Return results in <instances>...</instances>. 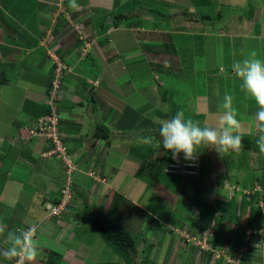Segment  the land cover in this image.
Wrapping results in <instances>:
<instances>
[{"label":"rangeland","instance_id":"obj_1","mask_svg":"<svg viewBox=\"0 0 264 264\" xmlns=\"http://www.w3.org/2000/svg\"><path fill=\"white\" fill-rule=\"evenodd\" d=\"M155 1L140 6L138 10L142 12L127 14L133 21L125 23L124 33H119L114 23L103 27L112 15L101 18L100 14L91 13L89 7L82 5L84 0H76V9L69 6V0H0V36L4 44L12 42L15 48L11 57L15 56L9 60L12 64L8 63L4 73L19 70L18 77L24 68L20 63L28 64L31 74L27 80L45 86L44 95L52 89L51 82L61 81L60 121L64 102L78 97L76 106L88 105V113L91 115V109L95 112L90 118H99V125L112 137L108 142L96 141L94 148L90 145L94 142L95 126L87 129L84 135L88 138H80L85 142L78 146L80 155H87L70 156L72 152L66 150L68 156H53L49 162L41 160L39 170L37 150L32 151V146L22 148L21 143L42 138L43 149H52L51 143L47 146L46 139L37 134L45 115V98L39 120L35 114L34 119L19 124L15 135H11L13 141H9L10 146L18 148L17 157L21 160L22 166L14 172L18 183L10 184L9 176L0 170V249L5 247L4 233L31 223L37 228L40 246L37 264L61 263V255L67 250L55 243L53 247L51 243L57 239L43 226L47 215L43 204L48 193L42 185L51 181V192L57 194L62 186L59 179L67 174L75 185L73 196H79L78 202L74 198L75 209L65 213L68 232L76 225L72 219L82 224L94 215L103 225L116 222L135 236L140 264H264V202L260 200L264 196V153L248 151L221 157L215 150H208L199 156L207 167L205 174L163 175L153 185L147 183V176H136L148 156L167 157L155 147L160 139L159 121L170 119L177 111L183 110L186 117L200 121L201 126L217 128L221 120L217 113H221L220 105L227 92L233 96L239 119H249V115H243L247 97L240 90L231 63L252 51L264 57V0ZM94 18L96 28L85 29L90 28ZM105 38L108 39L101 44ZM95 89L99 92L95 93ZM10 96L5 91L0 100L13 107L22 104V91L14 93V100ZM91 98H96V103L98 100L102 115L98 116L99 111L92 108ZM15 118L14 108L0 109L2 128ZM246 127L251 128L244 123L245 130L239 129V133L253 136L260 131L257 122L254 131L253 127ZM60 134L63 135L61 129ZM67 138L79 140L63 136L65 143ZM1 144H5L0 155L3 165L2 160H7L4 157L12 149L4 140ZM245 168L247 173L241 174ZM113 191L122 197L118 199ZM10 197L12 201L8 202ZM49 201L48 206L53 203ZM79 203L83 204L82 209L87 207L86 213L77 210ZM116 205L118 210L108 216L106 210ZM211 210L214 213L210 218ZM72 251L82 256V263L90 252L75 246L68 250ZM106 257L109 256L105 252L100 253L96 261L101 263L97 264L104 263L102 259ZM74 259L82 264L78 256ZM13 262L15 259L6 260L5 264Z\"/></svg>","mask_w":264,"mask_h":264},{"label":"crops","instance_id":"obj_2","mask_svg":"<svg viewBox=\"0 0 264 264\" xmlns=\"http://www.w3.org/2000/svg\"><path fill=\"white\" fill-rule=\"evenodd\" d=\"M154 1L155 0H84V3L82 5H85L86 7H89L90 10L92 11L91 13L96 12V13L100 14L101 18H103L102 16L105 17L106 15H109V14L112 15V16H108V18L113 19V22H114V20H117L118 16L125 17L126 19H124L122 21L124 23V25L121 24L117 29H115L119 33H124V32H122V28L125 26V23L128 24V23L133 21V19L131 20L130 16L127 15V14H130V12H134V13L142 12V11H139L138 9H140L141 7H144L146 4L147 5L152 4V3H154ZM118 11H120V14L118 13ZM114 12H117V13H115L116 16H113ZM92 21L93 22H90L91 23L90 24V28L88 27V28H85V29H95L96 28V26H95V25H97L96 24V19L94 18ZM140 30H143V29H140ZM143 31H145V30H143ZM110 33L112 34V31H109V35H110ZM140 33H143V32H140ZM125 34H127V32H125ZM2 37L3 36H0V96L2 94H4L5 91H8L11 94L10 98H12L14 100L15 99L14 93H16V92L18 93V91H20V92L22 91V93H23V96H22L23 97V101H22V104L19 105V106H17V104H16V106L13 107L14 105L8 104L7 101L4 102V101L0 100L1 101L0 102V109L9 111L10 109L14 108V111H16L15 120H10L8 122L10 124L9 125L5 124L3 128H2L1 119H0V155H1L2 151H4L3 148L5 146V144L4 145L1 144V140H4L7 143V146L10 149H12L11 153H8V155L6 157H4L7 160L6 161L2 160V162H4V164H3L4 166L0 164V170L2 171L4 169V171L7 174L6 177L9 176L8 177L9 180L12 181L10 184H13V183L16 184L17 178H15V176H14L15 173L14 172H17L18 171L17 170L18 167L22 166V165H21V162H20L21 160H18L19 157H17L18 148H15L13 144H11V146L9 145V143H10L9 141H11V140L13 141V139L11 138V135H13V134L15 135V132L19 128L18 127L19 124H22L23 122L26 123V121L29 120L31 117H32V119H34L35 118L34 117L35 114H37L35 116H36L37 120H39V118L41 117V116H39L40 112L43 109H45V102L44 101L46 100L45 98L47 96V93H45L46 95H44V92L46 90L45 86H43L41 84H39V85L32 84L30 81H28L30 78H27V77L29 76V74H31V72L29 71L30 69H28L29 68L28 64H23V66H22V63H20V66L22 68L23 67L24 68H23V70H21L19 72L18 77H17L16 73H18L17 71H19V70L15 71V72H11L10 69H9L8 73H6V74L4 73V69L8 68V63H9V65L12 64V61L9 62V60L12 57L15 56V55L14 56L12 55V57H11V54L14 53V49L15 48L12 45V42L8 43V45L4 44L2 42V40H3ZM12 37L14 38V35L11 36L10 38H12ZM109 43H112V40H110ZM3 49H6V52H3ZM36 67L38 68L39 66L37 65ZM23 71H25V72H23ZM40 71H41V68H40ZM37 74H38V76L41 77L40 72H38ZM98 92H97V89H95V93H98ZM99 97L100 96L98 95V98ZM62 99H61V101H62ZM76 99H78V97ZM76 99H74L72 101L69 100V102H64L65 103V106H64L65 109H63L62 112H61L62 113V118H61L62 120L60 121L61 122V128L60 129H61V132H62L63 136H65V139H66L67 136L71 137L74 140L75 139H77V140L79 139L77 142H80V143L76 144L77 142H74L73 140L70 141L69 140L70 138H67V140H66L67 146H68V144L71 145V147L69 146V148H68V150H70L72 152V154L70 156H82L83 157V155H87L88 153L83 152L84 154L82 153L80 155L79 152L81 150L79 149L80 147H78V146H82L81 142H85L84 139H80V138H88V137H86L84 135V133L87 131V129L93 130L94 126H95V129L98 128L100 126L99 125L100 119L99 118H96V119L92 118L91 119L90 116L95 114V112L91 109V115H90L88 113V108H89L88 105L85 106V107L76 106L77 102H74V101H76ZM92 99L96 100V98H91L90 99L91 106H92ZM43 102H44V104H43ZM97 103H98V100H97ZM97 103H96V105H97ZM243 109L244 110L246 109L244 113L242 112L243 115H249V119L248 120H250V121H248L247 119L242 121L241 120L242 117H241V119H239V120H241V121H239L240 122L239 129L245 130L243 128V124L246 123V124L250 125L251 128L253 127V131H254L255 127H256V121L253 120V119H254V113L257 110V106H256L255 102L250 100L249 98H247ZM97 111H99L98 108H97ZM102 112L103 111H101V113H100V111H99L98 112V116L102 115L103 114ZM221 116H222V112L220 114L217 113V117L221 118ZM17 121H18V123H17ZM73 126L77 127V129L74 128ZM246 128L247 129H251V128H248V127H246ZM241 130H239V131H241ZM24 131H25L24 133H26V130H24ZM93 132L95 133V130H93ZM240 134L244 135V133L243 134L240 133ZM255 134H256V136H254ZM257 134H259V133L254 132V134H252L253 136L251 138V141H252V144H253L254 151H249V153L260 151L259 148H257V145H256ZM28 135H29V133H28ZM89 137H90V135H89ZM37 142H40V144L38 146H34L33 144H36ZM21 145H22V148H26V147L32 146L33 147L32 151H33V149L37 150V152H36L37 155L36 156H39L40 160L38 158H36L37 159V161H36L37 166L36 167H38L41 164V162H40L41 160L43 162L44 161H48L49 162L50 158H47V157H45L43 155V153L47 150V148H46V150L43 149L44 142H43L42 138H35V139L32 140V142L21 143ZM90 146H94V148H95V141ZM14 155H15V157H14ZM12 157H14V158H12ZM15 158H16V160H15ZM121 163L122 162H120V164ZM77 164H79V163H77ZM23 166L28 167L27 165H24V164H23ZM247 166H248V164H247ZM119 167H120V165H119ZM121 167H123V164H121ZM80 168L83 169L82 167H80ZM206 168H207L206 165L203 164L201 172L205 174L206 170H207ZM26 169H28V168H26ZM39 170H42L41 165H40V169ZM246 170H247V168L242 169L241 170L242 171L241 174H246L247 173ZM80 173H84V172L80 170ZM253 174H254V171H253ZM242 179L244 180L243 177H242ZM254 179L255 178H253V180ZM21 181H23V179ZM42 186L45 187L44 189L47 188L46 191H45V194L48 193L47 196L45 197V202H44L45 204H43V208L45 207V210H44V213H45L47 211L46 208H47V206H48V204L50 202L49 200L54 201V198L56 199V196H58V193L55 194V193L51 192V191H54V190H52V188H53L52 186H54V185H53V183H51V181H50V183L42 185ZM50 193L53 196H55V197L52 196V199H50V196H51ZM16 196H17V194H15V197L13 199L14 202L16 200ZM11 201H12V197H10V200H8V202H11ZM82 206H83V204L79 203V205H78L79 209L77 208V210L81 211V209H82L81 207ZM85 207L86 206H84V208L82 209L81 212H85L86 213L85 209L87 207L86 208ZM74 209L75 208H73V210ZM73 213H76V212L74 211ZM45 218H46V216H45ZM45 218H44L43 226H45V228L47 230H48V228L51 231L54 230L52 233H50L51 231L47 232V233L49 235H53V237L55 239H57L56 242L55 241L52 242V240H49L50 242H52L51 244L53 245L55 243V245L61 246L63 249L67 250L66 254H64V255L62 254L61 255L62 259H61V263L60 264H72V263L77 264L75 259H74L75 256H78L79 259H80V261H78V262L82 263L81 262V260H82V256L81 255H77V253L74 252V251L68 252L69 249H74V246H75V248L76 247H80V248L84 247V248H87V252L90 251L89 255H87L88 257L84 258L85 259V262L83 261L84 263H96V264L97 263H101V262H98L96 260H98V256L102 252H105L106 255L109 256V257H106V258L102 259L104 263H106L107 261H110L111 263H113V261H114V263H115V261L116 262L117 261L121 262L123 260L120 256L116 255L112 251V249L109 248L106 245V243L101 239V237L99 235H97L92 230L93 223H92L91 219H87L86 218L82 224L78 223L76 220L72 219L73 224H76V225L71 230V232H68L69 228L67 229L64 226V224H65L64 220H65L66 217H64L60 221L55 219V220L51 221V222H53L52 224H49L50 221L45 220ZM73 232H75L77 235L74 234ZM54 234H56V235L54 236ZM71 234H72V236H70ZM49 237H52V236H49ZM70 242H72V245L70 244ZM3 245L6 247V244H3ZM53 247H54V245H53ZM67 253H69L71 255L69 256V255H67ZM95 254H97L96 257H94ZM84 263H82V264H84Z\"/></svg>","mask_w":264,"mask_h":264},{"label":"clouds","instance_id":"obj_3","mask_svg":"<svg viewBox=\"0 0 264 264\" xmlns=\"http://www.w3.org/2000/svg\"><path fill=\"white\" fill-rule=\"evenodd\" d=\"M69 6L73 9L78 8L76 0H69ZM231 70L240 81V90L257 106L254 119L260 125V132L256 145L260 152L264 153V57L252 51L244 58L234 60L231 63ZM60 93L61 90L59 95ZM46 106L48 107L47 104ZM220 109L222 116L217 128L201 126L200 121L186 117L183 110L177 111L170 119L160 120L158 128L160 139L155 147L160 150V154L163 150V155H170L176 161L171 163H180L184 160L191 162V168L198 172L194 176H199L201 173L199 156L205 151L215 150L221 157L228 153L238 154L242 149L239 113L230 93H225ZM196 111L198 112V109ZM50 145L52 147V144ZM47 151L49 150L47 149L43 155ZM181 157L183 161H180ZM0 231L3 230L0 229ZM36 231L35 226L29 223L27 227L4 233L3 239L6 247L0 249V264L13 259H15V264H37L40 246L35 236ZM261 234L264 235V232Z\"/></svg>","mask_w":264,"mask_h":264},{"label":"trees","instance_id":"obj_4","mask_svg":"<svg viewBox=\"0 0 264 264\" xmlns=\"http://www.w3.org/2000/svg\"><path fill=\"white\" fill-rule=\"evenodd\" d=\"M221 17V13H219L218 18L220 19ZM126 19L123 16H118L117 20H114V25L116 28H118L123 22V20ZM107 21L108 19L105 20V24H103V27H107ZM108 38H105L103 40L100 41L101 44H103L104 42H106ZM52 86V85H51ZM92 108H94V110H97V105H96V100L92 99ZM50 113V108L46 107L45 110V114H49ZM242 136V140L244 141V145H242V149L239 153H245L248 151H254L253 148V144H251V135H241ZM63 138V136H62ZM92 139L96 142V141H100V142H108L110 140H112V137L110 136V134H108V132L106 131V128H103L101 126H99L98 128L95 129V133L92 135ZM65 140V139H64ZM47 142V146L49 145V142ZM65 146L67 147V144L64 142ZM68 150V148H67ZM144 151H142L143 153ZM141 153V155H142ZM167 157L164 158L163 156H157L154 159H151V157H147L145 160H142L136 176L138 178H143L145 176H147L148 180L147 183L150 185H153L155 182H157V178H163V175H173L170 173L166 172V168H168L169 163L171 162H175L171 156L166 155ZM200 158V157H199ZM201 160V158H200ZM60 161V160H59ZM201 167L200 169L203 167V161L201 160ZM62 163V162H61ZM177 176H181V177H193L194 175H182V174H175ZM174 176V175H173ZM67 179V174H63L62 175V179H59V185L61 186V189L59 190L58 193H60V191L62 190V188L65 185ZM258 181H260L259 179H257ZM58 183V182H57ZM255 181L253 180V186H255L256 184H254ZM259 184H261V182H259ZM75 185L73 186V190H74ZM114 195H119L118 199H120L122 196L117 193L116 191L111 192ZM59 196V195H58ZM57 197V196H56ZM78 201V197L75 196ZM74 197V198H75ZM255 196H253L254 199ZM261 202H264V196L260 197ZM75 201V199H73V202ZM55 204H58L60 202L59 199H54L53 201ZM72 202V205L69 207V209H73L74 208V204ZM117 205H119V203H117ZM114 206V208H110L107 209L106 212L108 214V216H113L115 214V211L118 210L117 207L119 206ZM220 209L223 211V208L220 207ZM214 210H211L207 215L210 216V218L213 216ZM92 223H93V228L92 230L98 234L101 239L106 243V245L112 249V251L120 256L124 263L123 264H140L137 261V251H136V238L135 236L128 231L127 229H125L123 226H121L118 223H114L110 226H105L103 225L100 221H98V219L93 215L92 217H90ZM159 226V225H158ZM159 228H161L159 226ZM102 264H121V263H102Z\"/></svg>","mask_w":264,"mask_h":264},{"label":"built area","instance_id":"obj_5","mask_svg":"<svg viewBox=\"0 0 264 264\" xmlns=\"http://www.w3.org/2000/svg\"><path fill=\"white\" fill-rule=\"evenodd\" d=\"M61 81L56 80L52 83V90L49 92L47 98V105L50 108V113L46 116L42 117L40 120L39 131L37 134L46 138L51 144L52 149L47 151L44 156H68L63 139L61 137L59 131V123H60V110H59V91L61 90ZM46 124V126H44ZM33 133V132H32ZM65 160H68L65 157ZM68 165V168L71 169V164L68 161H65ZM191 162L183 161L180 163H170L168 168L166 169L167 173L170 174H182V175H197L198 172L191 168ZM60 202L55 204L54 202L47 206V215L45 220L53 221V220H62L65 217V213L69 210L73 196V181L71 176H67L65 185L61 190L59 196L56 197ZM36 228V227H35ZM37 229V228H36ZM37 235V231L35 236ZM15 264V262H14Z\"/></svg>","mask_w":264,"mask_h":264},{"label":"water","instance_id":"obj_6","mask_svg":"<svg viewBox=\"0 0 264 264\" xmlns=\"http://www.w3.org/2000/svg\"><path fill=\"white\" fill-rule=\"evenodd\" d=\"M111 23H113V19H109L107 22V24H111Z\"/></svg>","mask_w":264,"mask_h":264},{"label":"bare ground","instance_id":"obj_7","mask_svg":"<svg viewBox=\"0 0 264 264\" xmlns=\"http://www.w3.org/2000/svg\"><path fill=\"white\" fill-rule=\"evenodd\" d=\"M172 47H173V46H172ZM52 83H53V82H52ZM52 83H51V85H52ZM51 87H52V86H51ZM51 90H52V89H51ZM51 90H50V91H51ZM72 202H73V200H72ZM72 202H71V205H72ZM71 205H70V206H71Z\"/></svg>","mask_w":264,"mask_h":264}]
</instances>
